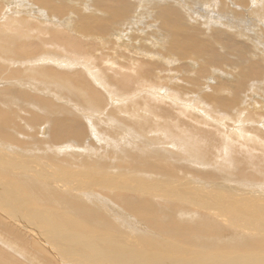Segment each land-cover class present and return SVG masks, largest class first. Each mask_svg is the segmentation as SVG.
<instances>
[{
	"label": "bare ground",
	"instance_id": "6f19581e",
	"mask_svg": "<svg viewBox=\"0 0 264 264\" xmlns=\"http://www.w3.org/2000/svg\"><path fill=\"white\" fill-rule=\"evenodd\" d=\"M7 1L12 2L14 5L20 3V0H7ZM26 1L28 3L34 2V0H32V2L30 0H25V3H26ZM84 1H85V2H83L84 4H82L81 0H36L35 1L36 5L35 4H31V5L33 6L34 9H37L36 11L42 12V13H40L41 15L43 14V16H45V14H47V16L49 18H51L55 21H56V19H58V16H60V15L62 16V14H64L63 12L65 10H66V12L69 11V16H72L73 14H74V16L76 15V17L81 20L80 23H82L85 28H91L92 27L94 29H101L102 28L101 26H103L105 21H110V20L114 26L116 24L119 25V23H121L123 21L130 22L131 20H140V19H142V21H143L146 17L152 18V19H158L159 22L161 21V23L164 26H166V30L169 31V34L172 38L171 44L169 46L171 51H175L176 49L177 50H179V49L183 50V49H185V47L186 48H193V44H196L194 49H195V51H197V53L195 55L201 59H204V60L213 61L215 59L214 56L209 55V58H207L208 56L204 55V57H203V52L205 54H208V53L210 54V52L218 53L219 48H222V46H224V44L229 43L226 39L234 40V39L239 38V39H242V41L254 40L255 46L253 47V49H254L255 54H253V53L251 54V52H248L247 50L242 51L239 47L232 46V47H234V49L239 50V52H238L237 56L235 57V59L233 60V62H231V63H234V65H236V67L238 66L237 68L240 67V70L238 73L237 72L238 70L236 69L237 71H235V72H237L238 74L232 75L229 78L232 79V80H230V82L236 81V84H234L233 88L237 89V90L238 89H244L243 88L244 84L247 85L248 81L250 80V76H248V74L250 75V73H251L249 68L252 67L251 66L252 63H244L243 62V60L245 58L243 60H242V58L245 55L251 54L252 57H250L251 55L250 56L248 55V56L250 57V59L253 62L256 60L259 63L264 64V0H172L173 2H169V0H84ZM187 2H190L189 6H188ZM191 3H193V5ZM195 4H197L198 6ZM17 9H19V8L17 7ZM44 9L49 10V13H46L44 11ZM11 10H12V8H11ZM16 12L18 13L17 10L15 11V13ZM71 13H72V15H71ZM13 15L15 16L17 14L13 13ZM25 16H26V14H25ZM19 18H21V16ZM19 18H18V20H19ZM60 18H62V17H60ZM71 19H72V17H71ZM19 21H21L22 24H24L26 22L25 20H19ZM64 21L67 23L70 22L71 21L70 17L65 18ZM60 22H63V21H60ZM138 22H140V21H138ZM74 24H75V22H74ZM149 25H151V24H149ZM167 26H169V28ZM37 28H38V26H37ZM63 28L64 27H62L61 29H63ZM28 30L29 29L26 30L23 28L22 31H20L21 33H19V35L16 33L18 36V37H16V36H14V34L12 35V34L8 33L6 30L0 29V75H1V73L2 74L5 73L6 71L10 73V74L8 73L7 75H5L6 77L3 78L4 81H2L0 78V175L2 174L5 176H8V177L10 176L11 178H9V181L15 180L14 182H19L21 180L22 181L21 183L22 184L24 183L26 185V187H30V188L37 187L36 188L37 191L40 194L44 195V199L53 198V197L55 199L57 197L60 198V199L56 200V203L58 205H60L61 208H59V209L56 208L57 209L56 215H57L58 222H57V220L49 219L50 217H47V216H46L47 218L43 217L45 221H41L39 219L41 222H36V220H33L34 216L32 215L33 213H35V211L33 213L28 211V210H33L32 207L26 203L24 198H22L21 196H19L17 194V192L11 187L10 183L6 182L3 179V177L0 176V219H2L3 221H6L5 224H7L8 227H11L10 231L14 232L15 235L17 234V236L19 237V233L17 231H14V224L15 223L17 225H19L20 227H24L26 230L29 229V230H33V231H36L35 222L37 223V226H39V227L44 226L43 223H49L50 227H53L54 229L56 228V230L57 229L62 230L64 228L62 226L64 223L67 224L65 226L79 227V228H81L80 230L85 231L84 233L90 232L91 234L89 233L88 235H85V236L80 234V237L76 238V239L72 238L69 235H67V236L65 235L66 236L65 238L63 237L64 235L60 236L59 240L62 241L64 239V241H66L65 248L63 249L62 253H63L64 257L76 256L81 261L87 260L90 262L89 264H111L114 262L115 263L119 262L118 264H120V263L121 264L122 263L127 264V262H125V261H128V264H244V263H242L243 261L250 262V260H252V259H254V262L264 261V233L262 235L261 234L256 235V234H253L252 232L251 233H249V232L242 233L243 230L238 232L234 229H230V227L233 226L232 225L233 222H232V224H230L228 222L229 224H227L228 226H226V228H225V225L223 223H222V225L220 222L216 223L215 220L212 221L211 220L212 218H210V217H209L210 220H208L207 217L209 215L206 217V216H204L206 214L202 215V213L200 214L199 211L191 209V207H189L187 205L186 206L182 205L181 207L178 208L177 203H172L171 207H168V206L163 207V206H160V204L156 200H152V199L149 200V199L141 198V197L136 198V199L135 198L130 199L129 198L130 195L128 196L127 202L125 201L126 202L125 206L129 209V211H131V213L133 212L132 214H137L141 218L140 221H143L142 223L146 224V221L148 223L151 221L152 222L155 221L158 224H160V226H159L160 228L162 225L164 228H166V233L164 235H163V233H161L162 234L161 235V234L154 233V231L152 232L151 230H148L146 227H144L145 224H142L144 226L141 228L140 226L135 224L133 221H131V219H129L127 214L126 215H124V214L116 215V213H114V211H113V209H115V208L111 207L112 203L110 204L108 199H102L96 195V188H100L99 190L104 189L102 191L105 192V189L107 191V185H106L107 183H116L117 185H120V183H122V182L123 183L127 182V179H123V177H121V176L126 175L130 170L131 172H135V173L130 174L131 176H134L135 179L138 178L137 180L141 179L143 181H146V182H144V185H143L145 188H147L148 190H151V191L155 190V192H156L159 187L156 186L155 188L152 189L151 182L153 184H155L154 182H160V181H162L163 183H174L175 177H173V176H177V175H179V173L175 171V167L173 165L169 164V161L166 162L164 159H162L163 157L158 158L159 156L156 153L154 154L153 152L147 151V148H150L153 151L155 149L154 146L151 147L152 145H154V143L153 142L149 143L150 141H148V139L146 141L144 140L146 143L145 142L135 143V142L125 141V139H123L124 137H120V135H118L117 132L115 131L117 128H120V126L119 125L117 126V124L116 125L113 124V126H111L110 129H108V130L105 128H100V129L104 130V132L106 134H111V135L117 134V136L120 137V140H118V139L114 140L111 137H106V136L104 137L103 135L100 136V135H98L100 133H98L96 135L97 140L102 145L111 148V150L113 151L112 153L115 154V156L117 158V163H114L113 161L106 159V155L108 153H104V151L98 150L101 145L99 146L95 142H93L92 140L90 141L91 137L89 135L94 134V133L93 132H87L86 133L85 123L78 116H76L75 113L71 112L70 109H67L66 107H64L60 103H59L60 105L56 104L57 101L52 103V101H54V100L51 101V97L45 96L42 93V92L48 91V89H46V87L45 88H37L38 87L37 85L32 86L29 84L28 81L26 83L25 82L20 83L23 80L21 77H23L24 79H26L25 77H27V78L31 77L30 79L34 81V84H36L35 82H38V83H43L46 85L47 81H50L51 83H53L55 85L58 84V86H57L58 91H62L60 89V87H63L68 93H70V95L73 94L72 96L76 97V100L79 101V102H77V104H80V105L86 106V107L90 106L91 108L93 106V108L97 109V106L100 104V102H102L101 100H102L103 94H101V96H100L99 93L97 91H94L92 89V87H90L87 83L82 85L80 88H78L77 83L70 76L67 77L66 74H68V72H60L59 73V71H58V73L57 72L55 73L52 71H46V68L48 70V67L41 66V62H40L41 60H38L37 57L31 58L29 55H26V54H29L30 53L29 51L31 50L29 45L28 46L30 49H27L24 47V44L28 40L23 41V39L27 37L25 35H29V33H30V31L27 32ZM49 32H50V30H49ZM52 32H54V31H52ZM64 32H65V30L64 31L63 30L56 31L58 39H59L58 41L62 45H60L58 43L57 44L60 46H63L59 50L66 49L68 52H71L72 53L71 56L73 55V57H74V60L73 59H71V60H73L74 64H75V62L76 63L84 62V64H87V66H89L90 62L88 63L87 60H85V58H88V55H89L88 54L89 52L88 53L86 52V51H88V49L87 50L82 49L81 43L79 44L77 41H75L76 37L74 38L75 40L70 39V37L68 38L66 35H64ZM80 32H81V30H80ZM90 33H92V32H90ZM90 33H89V35H90ZM145 34L147 36H150V37L153 36L152 30H147ZM53 35H55V34L53 33L52 37H53ZM109 35L112 36L111 33ZM42 36H41V38H42ZM154 37H156V36L154 35ZM180 37H182L183 39H181L179 41ZM224 37H226V39H224ZM50 39H52V38L50 37ZM30 40L35 42L34 39H30ZM43 42H47V41H43ZM122 42H124L123 39H122ZM36 43H37V41H36ZM38 43H39V41H38ZM42 43H40V44L43 45ZM238 44H239V42H238ZM247 44H248V42H247ZM147 45H149V44H147ZM132 46H133V44H132ZM180 46H182L183 48ZM126 47H124V48H126ZM128 48H130V47L128 46ZM36 49H37V47H36ZM130 49H128V50H130ZM104 50H106V49H104ZM133 50H135V49H133ZM40 51L35 52V53L40 54ZM135 51H137V50H135ZM144 53H146V52H144ZM41 54H42V56L46 55L45 53L43 54L42 51H41ZM147 54H148V52H147ZM22 55H26V56H22ZM241 55H243V56L241 57ZM82 56H85V57H82ZM150 56H151V54H150ZM58 57L60 58V59H58V61L59 60L67 61V60L63 59V55H60ZM67 57H65V58H67ZM107 58H109V57H107ZM109 59L106 61H108V63L110 65L113 64V63H110L113 60H111V59L109 60ZM113 59H114V57H113ZM223 60L226 61L225 59H223ZM135 61H137V60H135ZM224 61H221V62H224ZM95 62H96V60H95ZM19 65H23V66L26 65V69L20 70L21 67ZM80 65L85 66L82 64H80ZM136 65H138V64H136ZM129 66H131V64ZM133 66H134L133 68H135V70H136L137 67L135 65H133ZM32 67H35V68H32ZM100 68H102V67H100ZM133 68H131L130 70L134 71ZM123 69H125V66ZM233 69H234V67H233ZM97 70L95 69V71H96L95 74H99L102 72V71L98 70L99 71V73H98ZM119 70L120 69L118 68L116 73H115V71H113L116 74L115 77H116L118 82H122L123 85H126V79L128 78V76L130 74L128 76H126L124 73L120 72L122 69L120 71ZM91 71H93V70H91ZM109 71H112V70H109ZM125 71H127V70H125ZM137 71H138V69H137ZM134 72H136V71H134ZM114 73H113V76H114ZM262 73L264 74V72H262ZM92 74H94V71ZM106 74H108V73H106ZM100 75L104 76V73L102 72ZM7 76H9V79L7 78ZM103 76H101V77H103ZM262 76H264V75H262ZM13 77H16V79H18V81H13ZM36 77H42V78L38 79ZM96 77L97 76L93 75L94 81L98 82L99 84L98 83L97 84L99 86H101L100 85L101 83L99 81V79H101V77L100 78H98V77L96 78ZM104 78L105 77H103V79ZM131 79H132V77H131ZM255 79H256V77H255ZM263 82H264V80H263ZM135 83H136V81H135ZM18 84H21V85H18ZM116 84H118V83H116ZM136 84H138V83H136ZM230 85H233V84L230 83ZM263 85H264V83H263ZM107 86H109V85H107ZM48 87L51 89V85L48 84ZM111 87L113 88L116 86H111ZM120 87H122V86H120ZM139 87H140V85H139ZM221 87H223V86H221ZM254 88H256V87H254ZM106 89H109V88H106ZM226 89H227V87H226ZM152 90H150V91H152ZM111 91L106 90L107 94H108V92H111ZM113 91H115V89ZM133 91H135V90H133ZM116 92H117V90H116ZM135 92H134V94H135ZM261 92H263V91H261ZM112 94H114V93H112ZM120 94H122V93H120ZM129 95H132V94H129ZM235 95H237V91H235ZM121 96H120V98L122 99L123 97H121ZM239 96H240V98L242 97L241 95H239ZM105 97H106V95H105ZM108 97H110V94L108 95ZM220 97H221V95H220ZM111 98H113V97L111 96ZM143 98H145V97H143ZM151 98H153L152 95H151ZM108 100H109V98H108ZM124 100H125V102L128 101L126 99H124ZM152 100H154V99H152ZM119 101H120V99H119ZM147 102H146V104H147ZM263 102H264V100H263ZM113 103H115V102H113ZM123 104H125V103H123ZM104 105H103V107H104ZM109 105H110V103H109ZM117 105H118V103H117ZM120 105H122V104H120ZM120 105H118V106H120ZM113 107H114V105H113ZM136 107H138V106H136ZM14 109H15V111H12ZM21 109L23 112H26V114L23 115V113L21 112ZM147 109H146V112H148ZM87 110L88 109H86V111ZM102 111H104V110H102ZM131 111H132V109H131ZM143 111H145V110H143ZM18 112H20V114ZM57 113H60V115H57ZM106 113H105V115H106ZM83 114H84V112H83ZM135 114H136V112H135ZM21 115H23V116L21 117ZM107 115H106V117H108ZM123 115H125V114H123ZM137 115H138V113H137ZM111 116L114 117L113 115H111ZM117 116H115V118ZM134 117H137V116H134ZM147 118L148 117H146L145 119H147ZM45 119H47L49 121L50 126L53 125V127H51V129H50V133L48 134L49 136L47 137L45 135L47 138L45 137L43 141H40L35 136H36L37 129L39 127V123L41 122V120H45ZM92 119L96 123L97 119L95 120V117H93ZM115 120H113V121H115ZM131 120H134V118ZM98 121H99V119H98ZM124 121H127V120H125V118H124ZM134 121H136V120H134ZM148 121H149V119H148ZM99 122H98V124H99ZM105 122H106V119H105ZM128 123L126 124L125 122L124 123L122 122L121 123L122 129H131V127L135 128L134 126L137 124V123L136 124H133V123L128 124ZM152 124H153V122H152ZM93 125H94L93 128L96 129L97 123H96V125L95 124H93ZM165 126L169 127V124H166ZM46 127H48V126H46ZM221 127H219V128H221ZM149 128H151V127H149ZM170 128H172V127H170ZM41 129H44V128H41ZM176 129L177 128H175V130ZM158 130L159 129L157 128L156 133L159 132ZM160 130H162V129H160ZM135 131H137V130H135ZM163 131L161 133H163ZM166 131L167 130H165V133H166ZM168 131L170 132V130H168ZM148 132L150 133V130ZM235 132L238 134L237 131H235ZM182 133H183V131H182ZM182 133L180 134V136H178L179 133L177 135L174 134V140L176 141V143L179 144V145L177 144L179 146L178 147L179 152H177L176 155H178V156L181 155V156L188 157V158H191L194 160H206V158H208L210 155V149H209L208 140H207L208 138L205 139V138L201 137V135H200V137H201V139H200V138H198L199 135L198 136L194 135L195 134L194 132H192L193 135L191 133L186 134V135H190V136L183 135L184 133L183 134ZM239 133H241V132H239ZM38 134H40V133H38ZM144 135H143L142 139L145 138ZM177 136L180 139L177 138ZM42 137H43V135H42ZM73 137L77 139V142H76L77 144H75L76 146H70L71 145L70 139ZM141 137H139V138H141ZM97 140H96V142H98ZM150 140L152 141V140H154V138L152 137ZM245 140H248V139H245ZM221 141H223V140H221ZM224 141H226V139ZM224 141H223V144L225 145ZM263 141H264V139H263ZM74 143H75V141H74ZM261 143H262V140H261ZM95 145H97L98 147H95ZM227 145H225L226 147L222 146V148H224V149L221 150V152H220L221 154L215 156V158H217V157H221V158H218L216 161H214L215 162V163L213 162L214 164L212 163L214 173L213 174L211 173L210 175L214 176V174H217L219 179L220 178H222V179L233 178L235 176L233 175L234 171L232 168L237 169V171L239 170V168L236 166V164H234V162L232 161L233 158L231 159V155L228 152L229 150H228ZM230 146H231V144H230ZM212 147H214V146H212ZM161 148H163V147H161ZM213 150H214V148H213ZM225 150H226V152H225ZM174 152H175V150H174ZM214 154H216V153H214ZM34 158H36L38 160L37 161L33 160ZM250 158H251V156H250ZM258 159H259V157L257 159H253L251 161L252 166H254V168H252V171H247V169L245 168V163L242 162V164H244L243 165L244 169L247 172L244 169L243 170L245 172H242L243 170H240L241 171L240 175L248 174V175H246L247 181H249L248 178H252L254 180H256V179L258 180L261 178V180L262 179L264 180V159L261 160V158H260L259 164H256ZM27 160L28 161H34V162H32V164H33L32 166L35 165V170L34 169L31 170V168L28 169V168H25L24 166H22L23 163ZM28 161H27V163L29 165L30 163ZM44 161H47L48 163H44ZM212 161H213V159H212ZM173 163H174V161H173ZM16 164H17L18 169H21V171L15 172L14 168H15ZM61 167H66L65 168L66 170H63L61 172V170L64 169ZM58 168L61 170H59ZM67 168H69V170ZM45 171H47V172L45 173V175H43V173ZM149 171H152V172H149ZM54 174H58L60 177L58 179L51 181L50 178H57V177H54ZM183 174H186V173H183ZM189 174H187V175H189ZM42 175L45 177V178H43L44 180L47 179L49 181H47V182H45L44 180L41 181V179L39 177H43ZM65 175H66V177L64 178ZM217 176H215V178ZM179 178H180V180L183 178L181 174H180ZM68 179H70V180H68ZM67 180L69 181L68 184H70L73 188H76V187L79 188L80 185H82V187H87L86 191H87V193H89L88 194L89 196L88 197L87 196L81 197L80 194H79V196L77 195L78 193L76 195H74V194L72 195V194L68 193L67 191L60 189L59 188L60 186H66V188L70 186L68 184L65 185L64 181H67ZM128 181H130V180H128ZM184 181L182 180V182H180L181 184L179 183L180 185L184 184L183 187H181L178 184L177 185L171 184V185L175 186L174 190L176 191V193H178V192H181L183 194L185 193L184 194L185 199H188V197L190 199V197H192V196L195 197L194 198L196 200L195 202H197V204L200 205V207L203 208V210H207L209 212L210 211L212 212L213 209H211V208H215L216 204L218 206H220L221 208H224L225 206H228V202H227L228 199H233L235 201V203H237V205H239L241 203L240 201H242V202L244 201V203L248 205V212H249V214H251L250 216L251 217L254 216V220H257L259 223L260 222L262 223L261 229L264 228V200L262 198L253 199L252 196H248V197H245L248 199V201L246 202L245 200L239 199L240 193L238 194L239 196L237 194L233 193L231 190V189H233V187H231L229 185L228 186H224V185L218 186V187H216V190L209 191L206 189V187L204 188V187L199 186V184L193 185V183L184 182ZM61 183H64V184L61 185ZM127 184H129V182ZM153 186H155V185H153ZM167 187H169V185H167ZM83 189H85V188H83ZM118 189H120V188H118ZM159 189H162V188L160 187ZM141 190H142V188H141ZM60 191L61 192L63 191L62 193H64V194H62ZM138 192H140V191H138ZM148 192L150 193V191H148ZM242 194L243 193H241V195ZM258 194H260V193H258ZM28 195L29 196L31 195L30 192L28 193ZM127 195H126V197H127ZM155 195H157V194H155ZM254 195H255V193H254ZM113 196L114 195H112V197ZM36 197H38V196L36 195ZM123 197H125V196H123ZM114 200H115V198H114ZM117 201L120 202V200H117ZM195 202H193V203H195ZM120 204H122V203H120ZM37 205H39V204H37ZM247 205H245V206H247ZM112 206H114V205H112ZM119 206H121V205H119ZM35 207H37V206H35ZM122 208H123V206H122ZM235 208H236V206H235ZM124 210L126 211V209H124ZM42 213L41 214L37 213V214L39 216L40 215L45 216V214H42ZM118 213H120V212H118ZM213 213H214V211H213ZM35 215H36V213H35ZM128 215H129V213H128ZM130 216H132V215H130ZM204 217H206L207 219H205ZM218 217H220V216L218 215ZM133 220L135 221V219H133ZM221 220H223V219H221ZM231 221H233V220H231ZM243 221H246V220H243ZM59 222H62L63 224H61ZM258 222L255 223L254 226L257 227ZM1 223H2V221H1ZM39 223H42V224H39ZM236 223L239 224V222H236ZM146 226H148V225H146ZM150 226H151V224H150ZM247 226H249V225H247ZM250 226H252V225H250ZM159 227H157V228L159 229ZM163 227H162V229H164ZM241 227H243V226H241ZM245 229H246V227H245ZM40 230H42V229H40ZM163 232H165V231H163ZM53 234L55 235L54 232H53ZM89 235L90 236L92 235V236L90 237ZM98 235H100V236H98ZM101 235H106V238L101 237ZM37 236H39V235H37ZM41 237L43 238L42 235H40V238ZM37 238L40 239L39 237H37ZM49 239L51 241V238H49ZM87 240H88V242H91L89 245H87ZM98 241L102 242V246L104 247V249L101 250L98 246H96V250L93 249V246L97 245ZM67 242L70 243L72 247L67 248ZM76 244H78V246H75ZM79 244H81V245L79 246ZM41 245H43V243ZM54 245L55 244H53L52 246H54ZM48 249H50V248H48ZM245 251L246 252L247 251H259L260 253L254 254V256L253 255L247 256V255L243 254V253H246ZM62 253H61V250L58 251V254H62ZM96 258H100L101 260H96V262H94L93 259H96ZM106 258H108L111 261V263H109V262L107 263ZM79 260H77V261L79 262ZM129 261L131 263H129ZM0 264H13V263L9 262L7 260V257L2 256V253L0 251ZM69 264H70V262H69ZM83 264H86V263H83Z\"/></svg>",
	"mask_w": 264,
	"mask_h": 264
},
{
	"label": "rangeland",
	"instance_id": "374dc122",
	"mask_svg": "<svg viewBox=\"0 0 264 264\" xmlns=\"http://www.w3.org/2000/svg\"><path fill=\"white\" fill-rule=\"evenodd\" d=\"M0 1H1L0 2V29H4L12 35L14 34V36H16V37H18L17 34L19 35V33H21L20 31H22L23 28L26 30L29 29L27 32L30 31L29 35H25L23 33L25 36H27L26 38L23 39V41L28 40L24 44V47L27 49L31 48V50L29 51L30 53L26 54V55H29L31 58L37 57L38 60H41L40 61L41 66L48 67V70L46 68V71H52L55 73L56 72L58 73V71H59V73L60 72H68V74H66L67 77L70 76L77 83L78 88H80L82 85L87 83L90 87H92V89L94 91H97L100 96H101V94H103V97L101 100L102 102H100V104L98 105L99 107L97 106V109H96V108H93V106L91 108L90 106L86 107V106H82L80 104H77V102H79V101L76 100V97L72 96L73 94L70 95V93H68L63 87H60V89L62 91H58L57 90L58 84L55 85V84L51 83L50 81H47L46 85L43 83H38V82H35L36 84H34V81L30 79L31 77H29V78L25 77L26 79L21 77L23 80L20 83H22V82L26 83L28 81L29 84L32 86L37 85L38 86L37 88H45L46 87V89H48L49 92L45 91L42 93L45 96L51 97V101L54 100V101H52V103L57 101L56 104L60 103L61 105H63L67 109H70L71 112L75 113L76 116H78L85 123L86 133L87 132H93L95 134V135L94 134L89 135L91 137L90 141L92 140L97 145H99V146L101 145L98 150L104 151V153H108L106 155V159L113 161L114 163H117V158H116L115 154L112 153L113 151L111 150V148L102 145L97 140L96 135L98 133H100V134H98L100 136L103 135L104 137L105 136L111 137L114 140H117V139L120 140V137H124L123 139H125V141L135 142V143L145 142L148 139V141H150L149 143H151V142L154 143V145H152L151 147L154 146L155 149L153 151L152 149L147 148V151L153 152L154 154L156 153L159 156L158 158L163 157L162 159H164L166 162L169 161V164L173 165L175 167V171L179 173V175L173 176V177H175L174 183H163L162 181H160V182H154L155 184H153L151 182L152 189L155 188L156 186L159 188L160 187L162 188V189L158 188V190H157L158 192L157 191L155 192V190H152L153 191L152 192L151 190H148L147 188H145L143 185H144V182H146V181H143L141 179L137 180L138 178L135 179L134 176L130 175V174L135 173V172H131L130 170L126 175L121 176V177H123V179H127V182L123 183L118 178L123 183V184L120 183L121 186L117 185L116 183H107L106 184L107 185V191L105 189V192L102 191L104 189L99 190L100 188L95 187L96 188V195L99 198L108 199L109 203L110 204L112 203V205L115 206L114 207L111 205L112 208H115V209H113V211H114V213H116V215H119V214L126 215L127 214L129 219H131V221H133L135 224H137L141 228L144 226L142 224H145V223H142L143 221H140L141 218L137 214H132L133 212L131 213V211H129V209L125 206L126 202L128 200L127 198L130 195V197H129L130 199H132V198L136 199V198L141 197V198H146L149 200L150 199L156 200L160 204V206H163V207H167V206L171 207L172 203H177L178 208L181 207L182 205L183 206L187 205V206L191 207V209L199 211L200 214L202 213V215L206 214V215H204L206 217L209 215L207 217L208 220H210L209 219V217H210V218H212L211 220L212 221L215 220L216 223L220 222L221 225L223 223L225 225V228H226V226H228L227 224H229V223L232 224V222H233V224H232L233 226L230 227V229H234L238 232L243 230L242 233H244V232L245 233L246 232L251 233L252 232L253 234H256V235H260V234L262 235L264 233V228L261 229L262 223L261 222L259 223L257 220H254V216H252V217L250 216L251 214H249V212H248V205L245 204L244 201L243 202L240 201L241 203L240 204L238 203L240 205L239 206V205H237V203H235V201L233 199H228V201H227L228 206L221 208L220 206H218L216 204L217 206L215 205V208H211L214 211V213H213V211L209 212L207 210H203V208H201L200 205H198L197 202H195L196 201L194 199L195 197H193L192 195H191L192 197H190V199H189V197H188V199H185L184 198L185 193L184 194L181 192L176 193V191L174 190V188H175L174 185H177V184L180 185L181 184L180 182H182V180L183 181L185 180L184 182H190V183H193V185L199 184V186L204 187V188L206 187V189L209 191L216 190V187H218V186H223V185L228 186L229 185V186L233 187V189H234V190L231 189L232 192L237 194V195L240 193L239 199L245 200L246 202L248 201V199L245 197H248V196H252L253 199L262 198L264 200V195H263L264 194V180L263 179L261 180V178H260L258 180L256 179L257 180L256 181L252 178H248L249 181H247L246 175H248V174L240 175L241 174L240 170L244 169V166H243L244 164H242V162L245 163V168L247 169V171H252V168H254V166H252L251 161L253 159H257L258 157H259V159L261 158V160L264 159V157H263L264 156V154H263L264 153V141H263V139H264V125H263L264 124V102H263V100H264V96H263L264 95V85H263L264 76H262V75H264L262 73V72H264V64L259 63L256 60L253 62L250 59V57H252L251 54L252 53L255 54L254 49H253V47L255 46L254 40L242 41V39L237 38V39H234L236 41L235 42L234 40L226 39V37H224V39H226L229 43L224 44V46H222V48H219L218 53L210 52V54L209 53L205 54L203 52V57H204V55L208 56L207 58H209V55H212L215 57V59L213 61L204 60V59H201L195 55L197 53V51H195V49H194L196 44H193V48H186L185 47V49H183V50H181V49L177 50L176 49L175 51H171L169 46L171 44L172 38L169 34V31L166 30V26H164L161 23V21L159 22L158 19H152V18L146 17L143 21H142V19L131 20L130 22L123 21V22L119 23V25L116 24L114 26L110 20V21H105L103 26H101L102 27L101 29H94L92 27L91 28H85L83 26V24L80 23L81 20L78 19L76 17V15L74 16V14L72 15V13H71L72 16H69V11L66 12V10L63 12L64 14H62V16L61 15L58 16V19H56V21L49 18L47 16V14H45V16H43V14L41 15L40 13H42V12L36 11L37 9H34L33 6L31 5V4H35L36 0H34L33 3H28L27 1L25 3V0H20L21 4L18 3L16 5H14L12 2L7 1V0H0ZM30 1L32 2V0H30ZM83 2H85V1L81 0L82 4H84ZM169 2H173V1L169 0ZM187 4L189 6L190 2H187ZM191 4L193 5V3H191ZM195 5H197V4H195ZM17 7L19 9H17ZM11 8H12V10H11ZM16 10L18 11V13L17 12L15 13ZM44 11L46 13H49V10H47V9H44ZM13 13L17 14V15L14 16ZM22 13L23 14L25 13L26 16H25V14L23 15ZM20 16L22 19L19 18ZM60 17H62V18H60ZM67 17H70V20L73 23L71 21L68 23L65 22L64 20ZM71 17H72V19H71ZM18 18H19V20H25L26 22L25 23L23 22L24 24H22L21 21L18 20ZM60 21H63V22H60ZM138 21H140V22H138ZM74 22H75V24H74ZM149 24H151L152 26ZM37 26H38V28H37ZM62 27H64V28L61 29ZM167 27L169 28V26H167ZM79 29L81 30V32ZM49 30H50V32H49ZM58 30H63V31L65 30L64 35H66L68 38L70 37V39H73V40L76 39L75 41H77L79 44L81 43L82 49H84V50L88 49V51H86V52L87 53L89 52L88 53L89 55H88V58H85V60H87L88 63L90 62L89 66H87V64H84V62H82V63H76L75 62V64H74L73 63L74 57H73V55L71 56V54H72L71 52H68L66 49L59 50L63 46H60L62 44L59 43V41H58L59 39H58V36L56 33V31H58ZM147 30H152L153 36H151V37L147 36L145 34ZM52 31H54V32H52ZM89 31L92 33H90ZM88 32L90 33V35ZM109 32L112 34L113 37L109 35L110 34ZM51 33L52 34L54 33L55 35H53V37H52ZM154 35L156 37H154ZM41 36H42V38H41ZM50 37L52 39H50ZM30 39H34L35 42L30 40ZM122 39L124 42H122ZM181 39H183V38L180 37L179 41ZM36 41H37V43H36ZM38 41H39V43H38ZM43 41H47V42H43ZM237 41L239 42V44ZM247 42H248V44H247ZM40 43H42L43 45H41ZM57 43L60 45H58ZM132 44H133V46H132ZM147 44H149V45H147ZM28 45L30 46V48ZM128 46L131 49L128 48ZM232 46L239 47L242 51L247 50L248 52H251V54H250L251 56L248 54L250 57L248 55H245L242 58V60L245 58L243 60L244 63H252V65H251L252 69L249 68L251 73H250V75L248 74V76H250V80L248 81L247 85L244 84V86H243L244 89H238V90L234 89L233 87H234V84H236V81L230 82V80H232V79L229 77H231L232 75H237L239 73V70H240V67L237 68L238 66L236 67V65H234V63H231V62H233V60L235 59V57L237 56V54L239 52V50L234 49V47H232ZM36 47H37V49H36ZM124 47H126V48H124ZM180 47H182V46H180ZM127 48L130 49L131 51L128 50ZM104 49H106V50H104ZM133 49H135L137 51H135ZM38 50L39 51L41 50L42 53L43 54L45 53L46 55L42 56L41 51H40V54L35 53V52H39ZM144 52H146V53H144ZM147 52H148V54H147ZM150 54H151V56H150ZM26 55H22V56H26ZM60 55H63V59L67 60V61H61V60L58 61V59H60L58 56H60ZM242 56L243 55H241V57ZM65 57H67V58H65ZM82 57H85V56H82ZM107 57H109L111 60H113L110 62L113 64L110 65L108 63V61H106L109 59ZM113 57H114V59H113ZM71 59H73V60H71ZM134 59L137 61H135ZM223 59H225L226 61H224ZM95 60H96V62H95ZM221 61H224V62H221ZM129 63L131 64V66H129L130 65ZM80 64L85 65V66H81ZM136 64H138V65H136ZM133 65H135L137 67L136 70H135V68H133L134 67ZM19 66L21 67L20 70L26 69V65L25 66L19 65ZM124 66H125V69H123ZM100 67H102V68H100ZM233 67H234V69H233ZM32 68H35V67H32ZM94 68L96 70L98 69V70L102 71L104 73V76L100 75L102 72L99 73L98 70H97V72L99 74H95L96 71ZM118 68L120 70L122 69L121 71L120 70L119 71L124 73L126 76H128L130 74L129 75L130 77L128 76V78L126 79V85H123L122 82H118L116 77H115L116 76L115 73H116ZM131 68H133L134 71H136V72H134L133 70H130ZM137 69H138V71H137ZM91 70L94 71V74H92L93 71H91ZM109 70H112V71H109ZM125 70H127V71H125ZM113 71H115V73ZM235 71H237L238 73ZM8 73L9 72H7V71L5 73H3L4 75L1 73L0 78L2 81H4L3 78L6 77L5 75H7ZM106 73H108V74H106ZM113 73H114V76H113ZM93 75L97 76L98 78H100L101 76L105 77L104 79H103V77H101V79H99L101 86L98 85L99 84L98 82L94 81ZM131 77H132V79H131ZM255 77H256V79H255ZM7 78L9 79V76H7ZM36 78L41 79L42 77H36ZM13 81H18V79H16V77H13ZM135 81L138 84H136ZM116 83H118V84H116ZM230 83L233 85H230ZM48 84L51 85V89L48 87ZM18 85H21V84H18ZM107 85H109L110 87ZM119 85L122 87H120ZM139 85H140V87H139ZM111 86H116V87L112 88ZM221 86H223V87H221ZM226 87H227V89H226ZM254 87H256V88H254ZM106 88H109V89H106ZM114 89H115V91H113ZM106 90L107 91L112 90L111 92L114 94H112L111 92H108V94H107ZM116 90H117V92H116ZM133 90H135L136 92ZM150 90H152V91H150ZM235 91H237V95H235ZM261 91H263V92H261ZM134 92H135V94H134ZM120 93H122V94H120ZM109 94H110V97H108ZM129 94H132V95H129ZM238 94L241 95L242 97L240 98V96ZM105 95H106V97H105ZM119 95L120 96L122 95L121 97H123V98L121 99ZM151 95L153 98H151ZM220 95H221V97H220ZM111 96L113 98H111ZM143 97H145V98H143ZM108 98H109V100H108ZM119 99H120V101H119ZM124 99H126L128 101L125 102ZM152 99H154V100H152ZM113 102H115V103H113ZM146 102H147V104H146ZM109 103H110V105H109ZM117 103H118V105H120V104H122V105L118 106ZM123 103H125V104H123ZM103 105H104V107H103ZM113 105H114V107H113ZM136 106H138V107H136ZM86 109H88V110L86 111ZM131 109H132V111H131ZM146 109L149 113L146 112ZM102 110H104V111H102ZM143 110H145V111H143ZM12 111H15V109ZM82 111L84 112V114ZM134 111L136 112V114ZM21 112L23 113V115L26 114V112H23L22 109H21ZM18 113L20 114V112H18ZM105 113H106V115L108 114L107 115L108 117H106ZM137 113H138V115H137ZM123 114H125V115H123ZM23 115H21V117ZM57 115H60V113H57ZM111 115H113L114 117H112ZM115 116H117L116 117L117 119L115 118ZM134 116H137V117H134ZM145 116L148 118L145 119L146 118ZM93 117H95V120L97 119V121H96V123H97L96 129L98 128L97 130L93 128V126H94L93 124L96 125V123L92 119ZM124 118L129 123H133V124L137 123L134 126L135 128L131 127V129H122L121 123L122 122L123 123L125 122L126 124L128 123L127 121H124ZM130 118L131 119L134 118V120H136V121L131 120ZM98 119L100 122L98 121ZM105 119H106V122H105ZM148 119H149V121H148ZM113 120H115V121H113ZM98 122H99V124H98ZM152 122H153V124H152ZM113 124H115V125L117 124V126L118 125L120 126V128H117L115 130L117 132V134L120 135V137H118L117 134L116 135L106 134L104 132V130L100 129V128H105L108 130V129H110L111 126H113ZM166 124H169V127H166L165 126ZM46 126H48V127H46ZM39 127L37 129L35 137L38 140L43 141L46 136L47 137L49 136L48 134L50 133V129H51V127H53V125L50 126L49 121L47 119H45V120H41V122L39 123ZM149 127H151V128H149ZM170 127H172V128H170ZM219 127H221V128H219ZM41 128H44V129H41ZM157 128L159 129L158 130L159 132L156 133ZM175 128H177V129L175 130ZM148 129L150 130V133L148 132L149 131ZM160 129H162V130H160ZM135 130H137V131H135ZM165 130H167L166 133H165ZM168 130H170V132ZM162 131H163V133H161ZM182 131L184 134L182 133ZM235 131H237L238 134ZM192 132H194L195 133L194 135H196V136L199 135L198 138H200V139H201V137H203L205 139L208 138L207 140H208V146L210 149V155L208 158H206V160H194V159L184 157L181 155H179V156L176 155V153L179 152V150H178L179 144L176 143V141L174 140V134L177 135L179 133L178 136H180L181 133L183 135H186L189 133L192 134ZM239 132H241V133H239ZM38 133H40V134H38ZM42 135H43V137H42ZM143 135L145 136L144 139H142ZM200 135H201V137H200ZM178 136H177V138H179ZM186 136H190V135H186ZM139 137H141V138H139ZM152 137L154 138V140L151 141L150 139ZM225 139H226V141H224ZM245 139H248V140H245ZM96 140L98 142H96ZM221 140L224 141L225 145H227L229 143L227 145L228 150H229L228 152L231 155V159L233 158L232 161L234 162V164H236V166L239 168L238 171H237V169L232 168L234 171L233 175L235 176L233 178H229V179L220 178L219 179L217 174H214V176L210 175L211 173L212 174L214 173L212 163L214 161H216L218 158H221V157L215 158V156L221 154L220 153L221 150L224 149V148H222V146L226 147L223 144V141H221ZM261 140H262V143H261ZM74 141H75V143H74ZM70 142H71L70 146H76L75 144H77L76 143L77 139L73 137L70 139ZM230 144H231V146H230ZM97 145H95V147H98ZM212 146H214V147H212ZM161 147H163V148H161ZM213 148H214V150H213ZM174 150H175V152H174ZM225 152H226V150H225ZM214 153H216V154H214ZM250 156H251V158H250ZM210 157L213 159V161ZM259 159H258V161L256 160L257 161L256 164H259ZM33 160L37 161L38 159L34 158ZM27 161H25L22 166H24L25 168H28V169L31 168V170H33V169L35 170V165L32 166L33 165L32 162H34V161H28L30 163L29 165H28ZM173 161H174V163H173ZM44 163H48V162L44 161ZM61 168H64L62 170L58 168L59 170H61V172L63 170H66L65 169L66 167H61ZM67 169L69 170V168H67ZM14 170H15V172L21 171V169H18L17 164L15 165ZM244 170L242 172L246 171V170L245 171ZM46 172L47 171H45L43 173V175H45ZM149 172H152V171H149ZM183 173H186V174H183ZM180 174L183 177L181 180L179 178ZM187 174H189V175H187ZM0 176L3 177V179L6 182L10 183L11 187L17 192V194L19 196H21L22 198H24L26 203L32 207L33 210H28V211L32 212V213L35 211L36 215H35V213L32 214L34 216L33 220H36V222L45 221L44 218L46 216L50 217L49 219L57 220L56 212H57V209H59L61 207H60V205H58L56 203V200L60 199V198L57 197L55 199L53 197V198L44 199V195L40 194L37 191V189H36L37 187H33V188L26 187V185L24 183L23 184L21 183L22 182L21 180L19 182H14L15 180L9 181V178H11L10 176L8 177V176L2 175V174ZM215 176H217V177L215 178ZM54 177H57V178H50V180L53 181L55 179H58L60 176L58 174H54ZM65 177H66V175L64 176V178ZM39 178L41 179V181H43L44 180L43 178H45V177L43 176V177H39ZM68 180H70V179H68ZM68 180L64 181L65 185H67L69 183ZM128 180H130V181H128ZM44 181L47 182L49 180L45 179ZM128 182H129V184H127ZM64 183H61V185H63ZM171 184H174V185L172 186ZM68 185H70V184H68ZM153 185H155V186H153ZM167 185H169V187H167ZM183 185L184 184H182L180 186L183 187ZM71 187L72 186L70 185L67 188H66V186H60L59 188L67 191L68 193H70L72 195L73 194L76 195L78 193L77 195L79 196V194H80L81 197L82 196H87V197L89 196L88 195L89 193H87V191H86L87 187H82V185H80L79 188L78 187H76V188L72 187L71 188ZM140 187L142 188V190ZM83 188H85V189H83ZM118 188H120V189H118ZM138 191H140V192H138ZM148 191H150V193ZM29 192L31 194L30 196L28 195ZM154 193L157 195H155ZM241 193H243V194L241 195ZM254 193H255V195H254ZM258 193H260V194H258ZM62 194H64V193H62ZM111 194L114 196L112 197ZM36 195L38 197H36ZM126 195H127V197H126ZM123 196H125V197H123ZM110 197L113 200L115 198V200L113 201ZM117 200H120V202ZM192 201L195 203H193ZM120 203H122V204H120ZM37 204H39V205H37ZM119 205H121V206H119ZM245 205H247V206H245ZM35 206H37V207H35ZM122 206H123V208H122ZM235 206H236V208H235ZM122 209L123 210L126 209V211L124 210L125 211L124 212ZM118 212H120V213H118ZM37 213L45 214V216H43V215L39 216ZM128 213H129V215H128ZM230 213L231 214L233 213V214L231 215ZM130 215H132V216H130ZM218 215L220 217H218ZM206 217H204V218L207 219ZM133 219H135V221ZM221 219H223V220H221ZM231 220H233V221H231ZM243 220H246V221H243ZM1 221H2V223H1ZM36 222H35L36 231L29 230V229L26 230L24 227H20L19 225H17L15 223L14 224V231H17L19 233V237H18L17 234L15 235L14 232L10 231L11 227H8L7 224H5L6 221H3L2 219H0V251L2 253V256L7 257V260L9 262H12L13 264H69V262H70V264H83V263L89 264L90 263L87 260L81 261L76 256L64 257L62 252H63V249L65 248L66 241H64V239L62 241L59 240L60 236H62V235H64L63 236L64 238L67 235H69L72 238L76 239V238L80 237V234L85 236V235H88L90 232L84 233L85 231L80 230L81 228L65 226L67 224H65V223L63 224L62 222H59V223L63 224L62 226L64 228L62 230H59V229L56 230V228L54 229L53 227H50L49 223H43L44 226H42L43 227L42 228V227L37 226ZM57 222H58V220H57ZM236 222H239V224H237ZM257 222H258V226L256 227V226H254V224ZM147 223L148 222L146 221V224L144 227H146L148 230H151L152 232L154 231V233H157V234L163 233V235H164L166 233V228H164L162 225L160 228L159 227L160 224H158L157 222L151 221L148 224ZM39 224H42V223H39ZM150 224H151V226H150ZM146 225H148V226H146ZM247 225H249V226H247ZM250 225H252V226H250ZM156 226L159 227V229ZM241 226H243V227H241ZM162 227L164 229H162ZM245 227H246V229H245ZM40 229H42V230H40ZM163 231H165V232H163ZM53 232L55 233V235L53 234ZM37 235H39V236H37ZM40 235H42L44 239L42 237L40 238ZM98 236H100V235H98ZM37 237H39L40 239H38ZM101 237L106 238V235H101ZM49 238H51V241ZM42 243H43V245H41ZM90 243L91 242H88V240H87V245H89ZM53 244H55V245L52 246ZM80 245L81 244H79V246ZM75 246H78V244H76ZM96 246H98L101 250L104 249V247L102 246V242H100V241L97 242V245L93 246V249L96 250ZM47 247L50 249H48ZM69 247H72V246L70 243L67 242V248H69ZM60 250H61L62 254H58V251H60ZM259 253H260L259 251H247L246 253H243V254L247 255V256H250V255L254 256V254H259ZM77 260H79V262ZM93 260H94V262H96V260H101V259L96 258ZM106 260H107L106 261L107 263L108 262L111 263V261L108 258H106ZM125 262H127V264H128V261H125ZM118 263L119 262H116V263L114 262L111 264H118ZM129 263H131V262L129 261ZM242 263H244V264H264V261L254 262V259H252V260H250V262L243 261Z\"/></svg>",
	"mask_w": 264,
	"mask_h": 264
}]
</instances>
